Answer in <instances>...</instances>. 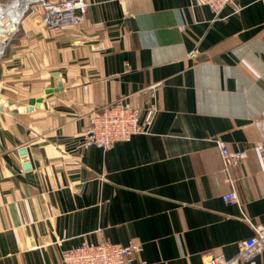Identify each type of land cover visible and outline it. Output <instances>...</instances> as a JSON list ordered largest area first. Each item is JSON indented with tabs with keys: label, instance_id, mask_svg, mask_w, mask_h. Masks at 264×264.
<instances>
[{
	"label": "crops",
	"instance_id": "obj_1",
	"mask_svg": "<svg viewBox=\"0 0 264 264\" xmlns=\"http://www.w3.org/2000/svg\"><path fill=\"white\" fill-rule=\"evenodd\" d=\"M194 1L84 0L79 23L55 28L32 5L4 35L0 264H58L99 242L138 245L132 264H204L264 229V5L215 15ZM157 83L147 133L82 145L91 112L143 107ZM216 141L247 152L229 174ZM227 175L238 204L221 198Z\"/></svg>",
	"mask_w": 264,
	"mask_h": 264
},
{
	"label": "built area",
	"instance_id": "obj_2",
	"mask_svg": "<svg viewBox=\"0 0 264 264\" xmlns=\"http://www.w3.org/2000/svg\"><path fill=\"white\" fill-rule=\"evenodd\" d=\"M235 1L195 0L194 5L207 7L215 15H219L224 7L229 5L234 8V12L239 11V8L234 6ZM254 1L262 2L264 5V0ZM35 4H40L43 12L42 20L51 28L79 23L87 6L84 0H64L54 3L49 0H38L30 2L27 9ZM0 22H2L1 19ZM15 28V25L9 27L8 24L2 25L0 28V39L2 38L0 40V57L6 47L5 43L8 42L3 39L4 35L9 31H14ZM158 84L145 87L139 92L140 95L146 96L143 107L131 105L127 99L120 98L91 112L88 118L89 124L81 136L82 145H94L105 150L121 141H128L133 135L147 133L158 111L154 100L155 88ZM216 144L220 151L224 173L229 174L231 165L245 158L247 152L246 150L231 152L222 142L216 141ZM256 150L263 153L261 146H256ZM227 182L231 190L223 193L221 198L226 203L238 204L239 198H237L234 182L230 175H227ZM252 229L254 235L250 239L236 244L237 252L234 257L227 259L222 255L208 256L204 260V264H241L264 251V229L257 225H254ZM140 249L134 243L124 246L110 242L83 243L74 249L62 252L58 264H132Z\"/></svg>",
	"mask_w": 264,
	"mask_h": 264
},
{
	"label": "bare ground",
	"instance_id": "obj_3",
	"mask_svg": "<svg viewBox=\"0 0 264 264\" xmlns=\"http://www.w3.org/2000/svg\"><path fill=\"white\" fill-rule=\"evenodd\" d=\"M33 1H38V0H12L9 4H7L6 8L1 7L2 6L1 5L0 19L8 18L9 22L7 24L9 27L11 25H15L19 21V19L23 16V12L27 8L28 4ZM2 25H4L3 22H0V28H2Z\"/></svg>",
	"mask_w": 264,
	"mask_h": 264
},
{
	"label": "rangeland",
	"instance_id": "obj_4",
	"mask_svg": "<svg viewBox=\"0 0 264 264\" xmlns=\"http://www.w3.org/2000/svg\"><path fill=\"white\" fill-rule=\"evenodd\" d=\"M12 0H9L8 2L10 3ZM38 5V4H35V6ZM27 12V8L25 9L24 13ZM2 40V38L0 39Z\"/></svg>",
	"mask_w": 264,
	"mask_h": 264
}]
</instances>
